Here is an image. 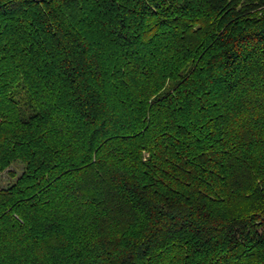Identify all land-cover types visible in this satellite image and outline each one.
<instances>
[{"label": "trees", "instance_id": "trees-1", "mask_svg": "<svg viewBox=\"0 0 264 264\" xmlns=\"http://www.w3.org/2000/svg\"><path fill=\"white\" fill-rule=\"evenodd\" d=\"M6 170L0 264H264V0H0Z\"/></svg>", "mask_w": 264, "mask_h": 264}, {"label": "rangeland", "instance_id": "rangeland-1", "mask_svg": "<svg viewBox=\"0 0 264 264\" xmlns=\"http://www.w3.org/2000/svg\"><path fill=\"white\" fill-rule=\"evenodd\" d=\"M23 168V165L19 162L14 163L10 168V172H15L16 174L21 173ZM8 170L0 174V186L6 187L8 184L12 183L14 181V178L10 174Z\"/></svg>", "mask_w": 264, "mask_h": 264}]
</instances>
